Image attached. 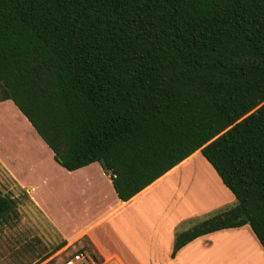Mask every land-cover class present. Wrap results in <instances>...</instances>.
<instances>
[{"label": "trees", "instance_id": "1", "mask_svg": "<svg viewBox=\"0 0 264 264\" xmlns=\"http://www.w3.org/2000/svg\"><path fill=\"white\" fill-rule=\"evenodd\" d=\"M8 99L124 201L200 150L237 201L178 230L173 256L245 224L264 248V0H0ZM18 218L0 191V222Z\"/></svg>", "mask_w": 264, "mask_h": 264}, {"label": "crops", "instance_id": "2", "mask_svg": "<svg viewBox=\"0 0 264 264\" xmlns=\"http://www.w3.org/2000/svg\"><path fill=\"white\" fill-rule=\"evenodd\" d=\"M13 106L20 114L18 118L24 119L22 123L31 127L17 105ZM33 131L30 152L41 158L37 169H31L36 182L26 188L66 241L60 250H91L87 243L104 264H243L237 248L251 242L264 256V248L249 224L202 235L172 255L175 234L185 223L237 201L200 150L124 201L99 162L68 170L56 161L37 130ZM41 148L48 158L38 154ZM205 169L206 175H201ZM247 253L249 256L248 245ZM248 263L254 264V259H247Z\"/></svg>", "mask_w": 264, "mask_h": 264}, {"label": "rangeland", "instance_id": "3", "mask_svg": "<svg viewBox=\"0 0 264 264\" xmlns=\"http://www.w3.org/2000/svg\"><path fill=\"white\" fill-rule=\"evenodd\" d=\"M10 102L13 103L0 102V191L16 199L19 218L8 223L0 222V264H58L61 256L57 254L59 250L55 247L64 240L63 236L26 188L36 182L31 169H37L41 158L37 153L30 152L32 145L29 141L35 135V128L28 120L33 129L22 123L24 119L21 116L18 118L20 114L13 106L15 103L12 105ZM38 154L48 158L43 148ZM206 173L205 169L201 175L205 176ZM198 188L199 185L196 184L194 189L197 191ZM47 205L53 207L50 201H47ZM213 213L194 218L182 228H188ZM247 245L249 256H245ZM244 246L243 249L237 248L238 259L244 258V264H247V259H254V264H264V256L257 252L255 243L254 246L251 242L245 243Z\"/></svg>", "mask_w": 264, "mask_h": 264}, {"label": "built area", "instance_id": "4", "mask_svg": "<svg viewBox=\"0 0 264 264\" xmlns=\"http://www.w3.org/2000/svg\"><path fill=\"white\" fill-rule=\"evenodd\" d=\"M60 262L58 264H104V261L96 258L91 250L78 248L76 250H59Z\"/></svg>", "mask_w": 264, "mask_h": 264}, {"label": "bare ground", "instance_id": "5", "mask_svg": "<svg viewBox=\"0 0 264 264\" xmlns=\"http://www.w3.org/2000/svg\"><path fill=\"white\" fill-rule=\"evenodd\" d=\"M245 251H246V249H245ZM254 254H255V253H254ZM252 255H253V253H252ZM243 256H244V255H243ZM245 256H248L247 253H246ZM253 257H255V256H253ZM261 257H262V256H261ZM248 258H249V257H248ZM241 259H242V257H241ZM243 259H244V258H243ZM260 259H261V258H260ZM242 262H243V261H242ZM259 262H260V260H259ZM261 262H262V260H261ZM244 263H246V262H244ZM244 263H243V264H244ZM256 263H257V261H256ZM262 263H263V262H262ZM248 264H249V263H248Z\"/></svg>", "mask_w": 264, "mask_h": 264}]
</instances>
